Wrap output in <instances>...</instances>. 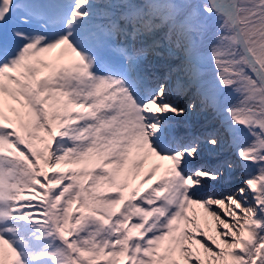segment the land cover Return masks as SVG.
Here are the masks:
<instances>
[{
	"label": "snow or ice",
	"instance_id": "snow-or-ice-1",
	"mask_svg": "<svg viewBox=\"0 0 264 264\" xmlns=\"http://www.w3.org/2000/svg\"><path fill=\"white\" fill-rule=\"evenodd\" d=\"M0 264H264V0H0Z\"/></svg>",
	"mask_w": 264,
	"mask_h": 264
}]
</instances>
